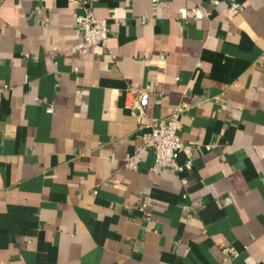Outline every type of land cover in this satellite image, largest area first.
<instances>
[{"label": "crops", "instance_id": "crops-1", "mask_svg": "<svg viewBox=\"0 0 264 264\" xmlns=\"http://www.w3.org/2000/svg\"><path fill=\"white\" fill-rule=\"evenodd\" d=\"M92 8L107 43L75 50L77 0L0 5V264H264V0ZM181 106L191 167L128 168Z\"/></svg>", "mask_w": 264, "mask_h": 264}, {"label": "built area", "instance_id": "built-area-1", "mask_svg": "<svg viewBox=\"0 0 264 264\" xmlns=\"http://www.w3.org/2000/svg\"><path fill=\"white\" fill-rule=\"evenodd\" d=\"M4 0H0V5ZM85 7V13L77 17V23L82 29V40L75 47V50H84L91 46H104L107 43L110 29L105 20L96 17L92 8V3L95 0H77ZM158 2V0H153ZM214 6H219V1L213 2ZM228 14H235L243 10L241 3H231L226 8ZM211 9L202 6L192 8V16L188 14V10L183 8L180 10V18L189 21H200L211 15ZM183 106L177 107L172 113L162 122H154L150 124L149 130L143 133L145 143L136 148L134 153L126 156V166L130 169H137L138 165L149 150L153 151L155 163L153 171L164 167L175 171H182L184 168L191 167V161H187L184 166L177 163L175 159L176 153L190 152L192 148L181 141L179 131L182 128L181 113ZM49 111H52L49 109ZM141 129V128H140ZM152 206L151 199H147L140 207L146 219L151 218V212L148 210ZM224 258L226 261L232 260L237 256V252L229 247L223 249Z\"/></svg>", "mask_w": 264, "mask_h": 264}]
</instances>
